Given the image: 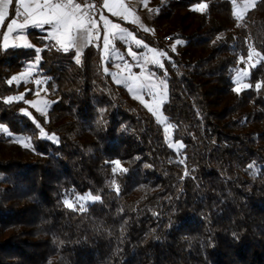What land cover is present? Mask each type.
Returning <instances> with one entry per match:
<instances>
[{
  "label": "trees",
  "instance_id": "obj_1",
  "mask_svg": "<svg viewBox=\"0 0 264 264\" xmlns=\"http://www.w3.org/2000/svg\"><path fill=\"white\" fill-rule=\"evenodd\" d=\"M199 3L205 11L192 10ZM115 21L154 46L148 33ZM155 24L183 41L163 50L162 69L151 67L166 80L162 110L183 161L149 110L105 71L100 46L77 64L75 52L30 33L45 46L38 70L57 96L46 119L5 102L21 89L11 74L37 51L0 47V125L9 129L0 132V264H264V86L255 89L264 60L249 89L232 91L249 46L264 56V0L242 19L229 0H171ZM23 109L57 142L41 139ZM116 160L127 171L114 174ZM70 193L100 199L72 211L63 204Z\"/></svg>",
  "mask_w": 264,
  "mask_h": 264
},
{
  "label": "snow or ice",
  "instance_id": "obj_2",
  "mask_svg": "<svg viewBox=\"0 0 264 264\" xmlns=\"http://www.w3.org/2000/svg\"><path fill=\"white\" fill-rule=\"evenodd\" d=\"M15 2V15L11 21L7 24V31L4 33V43L3 48L7 49L9 47L8 39L9 35L15 34L14 40L24 41L23 45L13 44V47H32L28 44L27 40L24 37L23 30L26 29L29 25H33L38 28H43L45 25H48L51 29L49 35L56 41L58 50L68 52L70 49H75V61L77 64L81 63L80 53L81 50L88 45H90L93 40L100 39V29L98 27V22L93 18V14L97 11V5L87 2L84 0L83 3L77 2V0H0V27L3 26L4 21L9 16L10 6ZM257 4V0H247L243 5L244 9L253 8ZM207 5L205 3H199L197 7L193 8V11H203ZM103 8H106L112 16L121 17L127 19L123 15L124 9L123 4H114L110 5L109 0H103ZM119 9V10H118ZM22 18V19H21ZM237 19H242L240 12L236 13ZM100 21L103 22V46L105 49H109L112 41L114 40H125L126 37H130L137 47H140L141 41L132 37L131 33H125V30L119 26L117 23H112L109 19L100 15ZM111 29V31H110ZM145 31H150L148 28H144ZM219 39V37H218ZM180 39H176L175 44L172 45L173 51H175L176 45L181 44ZM51 47V46H50ZM248 59L251 61L254 57H259L261 60H264V56H261L260 52L252 50L249 46ZM149 52H152L154 58L150 61L153 65L163 67L160 59L158 57L165 56L164 52H156L153 49L149 48ZM113 55L115 53L113 52ZM129 55L133 56L134 59H139L136 56V53L129 51ZM41 59L39 55V50H37V55L35 60L39 61ZM250 67H255V64H251ZM35 68V64L29 65L27 70L21 74L20 77L13 76L8 83L11 84L12 81H19L23 79L27 81L32 77V70ZM107 71V70H105ZM142 76H130L128 79L132 82L130 87L134 88H144L146 87L145 81L151 84V88H160L165 87L163 82L160 85H157L154 82V74L149 77H143V68L141 69ZM248 72L238 73L236 76L235 83L237 87L232 88L233 92L239 94L240 89H246L249 87L248 83H241V79L247 77ZM42 80L36 79L35 84L40 85ZM119 82V81H118ZM262 86L261 83H256L255 88L259 90ZM151 90V89H150ZM37 95L39 93L37 92ZM153 98H155L156 93L152 92ZM17 99H24L23 96L16 97ZM13 98L9 97L6 103H10ZM143 102V101H142ZM37 108V111L43 113L48 104L47 101H38L32 105ZM148 106L147 104L145 105ZM152 111V109H149ZM24 115H28L27 112H24ZM39 128V124H37ZM0 132L5 134L9 133V129L0 125ZM41 136L44 135V131L40 128ZM21 145L25 148L30 146V142L25 139L19 141ZM183 145H176V147H182ZM116 165L112 169L113 173H116L117 169L120 171H127L120 167V162L118 160L112 161ZM249 167H254V165H249ZM187 174V173H186ZM115 184V182H113ZM117 191H119L117 187ZM100 197L96 195H86V196H76L75 199H64L63 204L66 208L72 211H86L85 202L87 201H97Z\"/></svg>",
  "mask_w": 264,
  "mask_h": 264
},
{
  "label": "rangeland",
  "instance_id": "obj_3",
  "mask_svg": "<svg viewBox=\"0 0 264 264\" xmlns=\"http://www.w3.org/2000/svg\"><path fill=\"white\" fill-rule=\"evenodd\" d=\"M170 1L171 0H163L164 5H167ZM229 1L232 4L233 14H234L235 17H236V13L237 12H240L241 16L243 17L245 15V13L248 10L251 9V8H247V9H244L243 8V5L247 2V0H229ZM197 6H194L193 8H195ZM203 11H205V10H203ZM203 11H199V12H203ZM157 15H158V11L155 12V14L151 17V21H152L153 28H154V32H153L152 35L155 36V38H153V36L150 33H148L154 39V41H155L154 47H157L158 49H160L159 52H161V51L163 52L164 49H167V50H169L171 52H174V53L177 52L179 50V48L183 45V41L181 40L182 43L176 45L175 51H173V48H168L166 45L169 42H172V45L175 44L176 39L173 38L174 35H172L169 40H167V38L163 37V35H162V32L163 31L167 32L166 33L167 36H168L169 32H173V31L170 30V28H169V26L167 24H163L162 26L157 27L156 24H155V20H156ZM127 30H128V32L131 33L132 36H135L134 33L131 30L130 31H129V29H127ZM143 32H146V31H143ZM166 34H165V36H166ZM161 36H162L163 39L161 38ZM41 41H44V40H40V42ZM125 41H128V40L125 39L123 42H125ZM133 45H135V44H133ZM92 47L96 48V47H98V45L97 46H92ZM44 48H45V46H41L40 47V46L36 45V48H34V49L36 51L39 50V54H40V51L42 49H44ZM116 49L118 51H120V48L117 47ZM138 49H140V48H138L135 45V47L133 49L134 50L133 52H135V53L140 52V51H138ZM142 57H144V55ZM164 57H168V56L165 54ZM152 58H154L153 53H152ZM260 60L261 59L259 57H254L251 61H249L248 56H247V58L245 60L241 61V66L238 67L234 71L233 77H232V81L234 83V87H237V84L235 83V80H236V76H237L238 73H243V72H248L249 73V75L247 77H244V78L241 79V83H248L249 84V87L246 88V89H240L239 93H241L242 91L247 90V89H249L251 87V85L249 83L250 72H251V70L253 68H255L259 64ZM38 63H39V61H36V60H34L32 62H29L22 69H20L19 71L13 72L11 74L10 78L8 79V81L13 76L20 77L21 74L27 70V68H28L29 65L35 64V68H33V70H32V77H30L27 81H25L23 79H20L19 81H12L11 84H13L15 86H21L20 87L21 88L20 89V92L18 94H16V95H10V96L6 97L5 98V101H7L9 97H12L13 98L11 100V102H18V101L20 102V101H22L28 107V109L33 110L35 113L39 114L40 116H43L46 119L47 118V114H48V112H49L52 104L57 100V96L55 94H50L49 91L47 90V88H46V82H47V79L48 78L44 77L39 72V70H38ZM251 64H255V67H250ZM151 67H153V68L155 67V68H158V69H162V67L150 66L148 70H145L144 69L145 72H143V77H149L150 75L154 74V82L157 85H160L161 82H163L164 85H166V88L165 87H160L158 89L151 88V84H149L147 81H145L146 87H144V88H134V87H130V90H131V92H132L133 95L129 91L128 92L131 94V96L135 100H137L143 106H145L147 104L148 106L147 107L145 106V107L148 110L149 109H152V111L149 110V112L155 117V119L157 120V122L162 126L163 131H164V135H165V140H166L168 146L176 153L178 159L180 161H183V155H182L183 146L182 147H176V145H182V144L180 142L174 141V138H173V126L168 122V120L164 116L163 110H162L163 104L166 102L167 97H168L166 80H165L164 76L160 75V73L151 70ZM132 70H134L133 67H132ZM137 76H142V73H138ZM36 79H40V80H42L44 82H42L40 85H36L35 84V80ZM123 87H125V86H123ZM37 92L39 93V95H37ZM152 92H155L156 93L155 98H153ZM19 96H23L24 99H22V100L21 99H17L16 97H19ZM38 101H47L48 106H47L46 110L43 113L37 111V108L32 106L34 103H36ZM28 111L29 110H27V109H23V110H21V113L24 114V112H27L28 113L27 117L30 118L33 122H35L32 119V117H31V115H30V113ZM35 123H36V125L38 124L37 122H35ZM40 128H41V126L39 127V129ZM7 135H9V133ZM39 136H40L41 139L50 141L52 143H56L57 142V138L55 136L49 135L45 131H44V135L43 136H41V134H39ZM10 137L16 143H18L20 145H21V143L19 141H22V140H25V139H27L29 141V139L26 138V137H20V136L19 137L18 136H10ZM29 147H31V144H30ZM114 167H116L115 164H113V168ZM120 167L122 168V165L121 164H120ZM118 172H120L119 169H117L116 173H118ZM113 182H115V181H111L110 185H111L112 189H114L115 191H117V187L118 186H117L116 183L113 184ZM86 195H90V194L80 195V194H77V193H70V194L66 195L64 197V199H66V198H68V199H75L76 196H86ZM94 202H96V201H87V202H85V207L87 208L90 204H92Z\"/></svg>",
  "mask_w": 264,
  "mask_h": 264
},
{
  "label": "crops",
  "instance_id": "obj_4",
  "mask_svg": "<svg viewBox=\"0 0 264 264\" xmlns=\"http://www.w3.org/2000/svg\"><path fill=\"white\" fill-rule=\"evenodd\" d=\"M117 3L124 5V9H126V11H123V15L126 16L127 19L125 20L121 17L112 16L111 13L108 12L106 8H103L101 14H98L97 16L93 17L98 22V27L100 29V39L99 40L94 39L90 45L83 48L81 50L80 56L86 48L90 46H97V45L100 46L101 60L105 67V70H107L106 72L110 74L112 80L117 85L125 86L128 89V91L132 94L130 90V85L132 82L128 78L130 76H137L138 73H142L141 71L142 68L148 70L150 66H157V65H153L150 62L153 58H152V52H149L148 49L151 48L156 52H159L160 49L152 45H149L145 41L135 36L132 37H135V39L141 41V45L140 47H138L140 48L138 49V51L140 52L136 53V56L139 59H134L133 56L129 55V51L133 52L134 51L133 49L135 47V45H133L135 43L132 41L130 37H126L128 41L125 42H123L124 40L123 41L114 40L112 41V44L110 45L109 49H105L103 46L104 25L103 22L100 21L99 17L100 15H103L104 17L109 19L112 23L119 24V26L125 30V33H128L127 28L115 20L128 23L132 26L137 27L141 31H145L144 28H148L150 29V31H146V32L152 35L154 32V28L151 21V17L155 14V12H157L160 9V7L164 5V2L163 0H109L110 5H114ZM14 15H15V2L13 3V5L10 6L8 18L4 21L3 26L0 27V47L2 50L17 49V48H25V49L36 48V44L31 39L30 33H35L37 35L36 39L51 41L58 48V46L56 45V41L53 40L49 35L51 29L48 25H45L43 28H38L33 25H29L26 29L23 30V34L28 44L32 45V47H23V46L13 47L12 46L13 44L23 45L24 41L14 40L15 34H11L9 35V39H8L9 47L7 49H4L3 48L4 33L7 31V24L11 21ZM153 38H155V36H153ZM166 46L168 48H172L171 47L172 42H169ZM117 47L120 48V51L116 49ZM69 51L76 52L75 49H70ZM113 52L115 53V55H113ZM143 55L144 57H142ZM163 57H158L161 62ZM132 67L134 68V70H132Z\"/></svg>",
  "mask_w": 264,
  "mask_h": 264
},
{
  "label": "built area",
  "instance_id": "obj_5",
  "mask_svg": "<svg viewBox=\"0 0 264 264\" xmlns=\"http://www.w3.org/2000/svg\"><path fill=\"white\" fill-rule=\"evenodd\" d=\"M77 2H81V3H83L84 0H77ZM87 2L97 5V11H96V13L93 14V17H95V16H97L98 14H101V13H102V10H103V0H87ZM166 33H167V32L163 31V32H162V35H163V37L167 38V40H169L170 37H171L172 35H174L173 32H169L168 36H167ZM165 34H166V36H165ZM161 38H162V36H161ZM162 39H163V38H162Z\"/></svg>",
  "mask_w": 264,
  "mask_h": 264
}]
</instances>
